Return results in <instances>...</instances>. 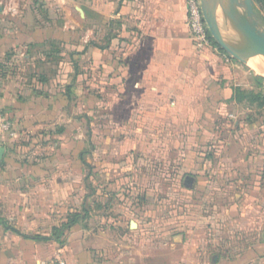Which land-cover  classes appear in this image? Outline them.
Wrapping results in <instances>:
<instances>
[{"label":"crops","instance_id":"crops-1","mask_svg":"<svg viewBox=\"0 0 264 264\" xmlns=\"http://www.w3.org/2000/svg\"><path fill=\"white\" fill-rule=\"evenodd\" d=\"M40 1L0 0V110L18 134L0 133V264L67 251L55 230L90 186L84 166L91 182L99 172L92 159H106L113 186L120 173L133 184L142 158L170 155L179 171L214 172L209 190L219 192L224 223L262 238L245 251L255 261L264 252V133L256 131L264 124L236 120L238 141L229 138L221 155L207 152L222 112L245 102L234 97L232 60L213 44L195 46L185 0ZM200 155V165L182 160ZM79 231L78 264H112L95 256L108 253L103 236L88 247Z\"/></svg>","mask_w":264,"mask_h":264},{"label":"rangeland","instance_id":"rangeland-1","mask_svg":"<svg viewBox=\"0 0 264 264\" xmlns=\"http://www.w3.org/2000/svg\"><path fill=\"white\" fill-rule=\"evenodd\" d=\"M18 1L24 5H42L40 0ZM6 4L3 2L2 6ZM256 7L259 11L256 17L258 27L264 31V10L258 5ZM209 34L217 41L210 31ZM223 52L232 60L240 75L236 80L240 89L244 92L259 93L264 98V76L226 50ZM244 102L241 110L226 108L222 112L215 129L216 136L209 144L211 148H207L208 153L221 155L229 138H232L233 142L238 141L237 136L240 134L236 133V120L249 117V120L261 119L260 122L264 124V109L258 107V102L253 105L249 101ZM261 128L257 127V133H264ZM235 150L238 151V148ZM152 151L151 149L149 152ZM44 156V153H39L35 157L42 160ZM86 157L88 161L89 155ZM102 157L98 156L97 160L90 158V165L100 168L98 173L93 174L92 182L87 178L89 168L84 166L86 172L82 181L90 186L80 201L68 204V219L74 215L79 218L78 225L68 229L66 237L63 232L57 239L59 243L67 246V251L62 254L42 255L38 264H56L58 260L65 261L66 264H78L81 254L76 253V250L79 249L80 239L77 237L80 235V229L87 236L84 241L88 247H91V240H97L96 236H103L102 246L108 253H103L102 257L95 254L99 256L97 260L100 263L109 261L112 264H233L243 259L245 264H264V252H257L255 261L245 253L250 249L253 252L254 243L262 238L246 236L245 231H239L240 228L235 224L224 223L223 209L217 204L221 202L219 192L209 190V182H214V172L211 171L210 174L209 169L204 171L203 166L195 173L192 168L189 170L186 166L179 171L177 158L171 155L156 159L142 158L136 163L139 171L134 174L133 184L129 185L125 179L126 175L120 173L116 184L112 186L108 181L114 173L107 171L110 168H107L106 159ZM202 159L200 155L195 159L189 157L182 160L189 165L194 160L195 165H200ZM16 161L24 163L27 158L24 155L16 158ZM29 161L28 165L37 164L33 160ZM211 165L215 166L214 163ZM188 175L196 178L192 189L184 185ZM209 192L217 193V201L215 200L213 205H207L204 200L209 197ZM130 222H135L138 227L131 229Z\"/></svg>","mask_w":264,"mask_h":264},{"label":"water","instance_id":"water-1","mask_svg":"<svg viewBox=\"0 0 264 264\" xmlns=\"http://www.w3.org/2000/svg\"><path fill=\"white\" fill-rule=\"evenodd\" d=\"M200 2L204 20L211 34L215 36L212 29L214 26L236 50L264 63V31L258 27L254 0H200ZM216 42L226 50L218 39ZM5 154L6 149L0 146V166ZM195 181L193 176L188 175L185 177L184 185L192 189ZM131 228L136 229L137 224L132 222Z\"/></svg>","mask_w":264,"mask_h":264},{"label":"built area","instance_id":"built-area-1","mask_svg":"<svg viewBox=\"0 0 264 264\" xmlns=\"http://www.w3.org/2000/svg\"><path fill=\"white\" fill-rule=\"evenodd\" d=\"M186 11L188 16V26L191 39L195 46L199 49L211 47L212 42L208 27L204 20L200 0H185ZM0 133L8 135L11 139H15L18 134L15 126L0 110ZM56 264H66L65 261L58 260Z\"/></svg>","mask_w":264,"mask_h":264},{"label":"trees","instance_id":"trees-1","mask_svg":"<svg viewBox=\"0 0 264 264\" xmlns=\"http://www.w3.org/2000/svg\"><path fill=\"white\" fill-rule=\"evenodd\" d=\"M254 1H255L256 6L258 5L260 8H262V10H264V0H254ZM256 8H255V11H256V14L258 15L259 11ZM210 38H211L212 44L214 46L219 47V45L216 43V41L211 36ZM234 97L239 102L249 101L252 105L258 102V107L264 108V98L259 93L244 92L242 89L237 88L236 90L234 89ZM78 218H79L78 215L70 216L66 223H64L59 229H56L55 231H56L57 239L59 238L60 235H63V232L77 225Z\"/></svg>","mask_w":264,"mask_h":264},{"label":"bare ground","instance_id":"bare-ground-1","mask_svg":"<svg viewBox=\"0 0 264 264\" xmlns=\"http://www.w3.org/2000/svg\"><path fill=\"white\" fill-rule=\"evenodd\" d=\"M213 32L216 36V38L219 40V42L223 45V47L233 56L238 58L240 61H243L248 67H250L252 70L256 71L257 73L264 76V63L260 62L256 58H246L245 55H243L241 52L236 50L234 47H232L223 37L222 35L215 29L214 26H212Z\"/></svg>","mask_w":264,"mask_h":264}]
</instances>
